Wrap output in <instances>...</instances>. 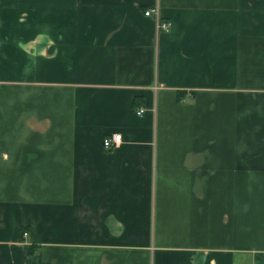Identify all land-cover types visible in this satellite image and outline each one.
Here are the masks:
<instances>
[{
  "label": "crops",
  "instance_id": "1",
  "mask_svg": "<svg viewBox=\"0 0 264 264\" xmlns=\"http://www.w3.org/2000/svg\"><path fill=\"white\" fill-rule=\"evenodd\" d=\"M0 264H264V0H0Z\"/></svg>",
  "mask_w": 264,
  "mask_h": 264
},
{
  "label": "built area",
  "instance_id": "2",
  "mask_svg": "<svg viewBox=\"0 0 264 264\" xmlns=\"http://www.w3.org/2000/svg\"><path fill=\"white\" fill-rule=\"evenodd\" d=\"M154 15V21H155V28L160 33H166L168 32L170 28L169 22L161 21L158 19L156 9H147L143 12L144 17H151ZM144 113L143 109H138L135 111L136 116H141ZM120 143V135L118 134H110L108 137H105L102 140V147L104 149H108L112 146H116Z\"/></svg>",
  "mask_w": 264,
  "mask_h": 264
}]
</instances>
